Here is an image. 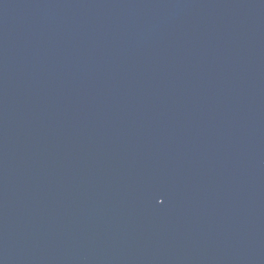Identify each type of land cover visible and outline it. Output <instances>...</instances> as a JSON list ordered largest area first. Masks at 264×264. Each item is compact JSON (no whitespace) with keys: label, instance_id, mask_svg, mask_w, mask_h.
I'll use <instances>...</instances> for the list:
<instances>
[{"label":"water","instance_id":"obj_1","mask_svg":"<svg viewBox=\"0 0 264 264\" xmlns=\"http://www.w3.org/2000/svg\"><path fill=\"white\" fill-rule=\"evenodd\" d=\"M0 264H264V0H0Z\"/></svg>","mask_w":264,"mask_h":264}]
</instances>
